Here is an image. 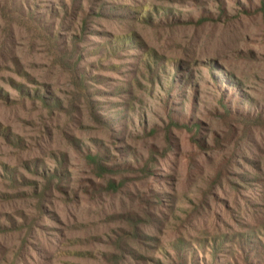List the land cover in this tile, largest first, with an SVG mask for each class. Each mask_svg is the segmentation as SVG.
Returning <instances> with one entry per match:
<instances>
[{"label": "rangeland", "instance_id": "obj_1", "mask_svg": "<svg viewBox=\"0 0 264 264\" xmlns=\"http://www.w3.org/2000/svg\"><path fill=\"white\" fill-rule=\"evenodd\" d=\"M182 248L264 264V0H0V264Z\"/></svg>", "mask_w": 264, "mask_h": 264}, {"label": "trees", "instance_id": "obj_2", "mask_svg": "<svg viewBox=\"0 0 264 264\" xmlns=\"http://www.w3.org/2000/svg\"><path fill=\"white\" fill-rule=\"evenodd\" d=\"M151 52H152V55H153V65H154V69H152V70H150L149 69V67L147 68V70L149 71V73L151 72H155L156 71V64H155V62H157L158 61V57H157V55L155 54V53H153V51L151 50ZM150 55H149V53H147L146 52V54H145V56L143 57V62H145L146 63V57H149ZM176 67H178V66H176ZM247 101H245V103H244V105L246 106V103ZM223 102L222 101H220V104H221V106L223 107V108H225L224 109V111H225V113H227V114H230V108L228 107V106H226L225 104H222ZM233 105V104H232ZM235 115L237 116V117H239V116H242V117H250L247 113L246 114H244V113H242V112H239V111H237V112H235ZM249 119H251V118H249ZM252 120H253V117H252ZM178 126V125H177ZM99 155H101L102 157H105L104 155H105V153H103L102 152V154L101 153H95V154H92V153H87V155H86V157L89 159V160H91V161H93L94 163H97L98 162V159H99ZM96 159V160H95ZM13 180V179H12ZM256 242H257V240H256ZM217 248H218V246L217 245H215V246H213V249L216 251L217 250ZM186 255L183 253V248H182V250H180V251H177V259H178V263L177 264H187V260H186V258L187 257H185ZM189 262L191 263V264H196L195 263V260H192L191 258H190V260H189ZM215 262L214 261H212L210 264H214Z\"/></svg>", "mask_w": 264, "mask_h": 264}]
</instances>
